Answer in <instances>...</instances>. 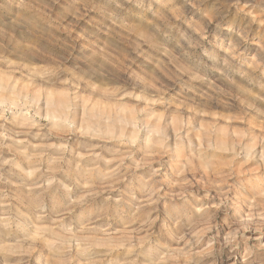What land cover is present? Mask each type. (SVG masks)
I'll list each match as a JSON object with an SVG mask.
<instances>
[{"label":"rangeland","instance_id":"1","mask_svg":"<svg viewBox=\"0 0 264 264\" xmlns=\"http://www.w3.org/2000/svg\"><path fill=\"white\" fill-rule=\"evenodd\" d=\"M0 264H264V0H0Z\"/></svg>","mask_w":264,"mask_h":264}]
</instances>
